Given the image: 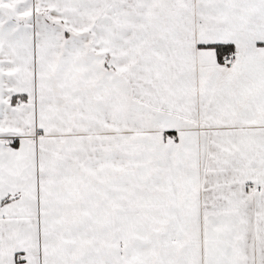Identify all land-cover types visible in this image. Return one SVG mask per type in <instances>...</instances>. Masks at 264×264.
Instances as JSON below:
<instances>
[{"label": "snow or ice", "instance_id": "6c2138e0", "mask_svg": "<svg viewBox=\"0 0 264 264\" xmlns=\"http://www.w3.org/2000/svg\"><path fill=\"white\" fill-rule=\"evenodd\" d=\"M0 264H264V0H0Z\"/></svg>", "mask_w": 264, "mask_h": 264}]
</instances>
